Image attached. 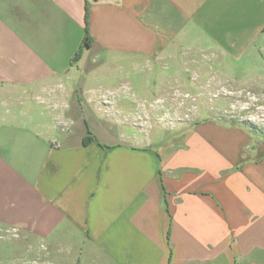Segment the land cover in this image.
I'll return each mask as SVG.
<instances>
[{
	"label": "crops",
	"instance_id": "obj_1",
	"mask_svg": "<svg viewBox=\"0 0 264 264\" xmlns=\"http://www.w3.org/2000/svg\"><path fill=\"white\" fill-rule=\"evenodd\" d=\"M185 41L243 59L264 42V0H0V95L53 93L91 62L136 66ZM136 111L1 108L0 230L76 264H264V141L206 120L157 147L109 124L141 128Z\"/></svg>",
	"mask_w": 264,
	"mask_h": 264
},
{
	"label": "rangeland",
	"instance_id": "obj_2",
	"mask_svg": "<svg viewBox=\"0 0 264 264\" xmlns=\"http://www.w3.org/2000/svg\"><path fill=\"white\" fill-rule=\"evenodd\" d=\"M87 71L86 79H73L71 85L64 81L53 93L0 95V109L137 108L129 121L141 128L109 124L115 132L129 131L157 147L206 120L242 126L254 142L264 141V42L236 60L220 48L185 41L154 59L138 60L136 66L129 60H106L91 62ZM107 119L116 121L117 116ZM15 230H0V264H76V252L53 250L36 239L26 242ZM88 257L81 263L98 264Z\"/></svg>",
	"mask_w": 264,
	"mask_h": 264
},
{
	"label": "trees",
	"instance_id": "obj_3",
	"mask_svg": "<svg viewBox=\"0 0 264 264\" xmlns=\"http://www.w3.org/2000/svg\"><path fill=\"white\" fill-rule=\"evenodd\" d=\"M88 17H89V6H86V37L83 41L82 47L81 49L75 54L74 58L72 61H76L78 58H80L81 56V51L83 50V48H88L91 46V36L89 34V28H88ZM242 127V126H241ZM90 137L85 139V143L90 141Z\"/></svg>",
	"mask_w": 264,
	"mask_h": 264
}]
</instances>
